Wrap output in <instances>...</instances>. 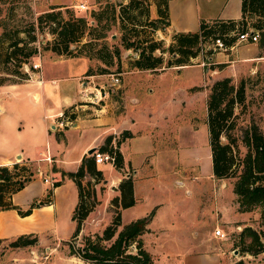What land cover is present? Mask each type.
Instances as JSON below:
<instances>
[{
  "label": "rangeland",
  "instance_id": "rangeland-1",
  "mask_svg": "<svg viewBox=\"0 0 264 264\" xmlns=\"http://www.w3.org/2000/svg\"><path fill=\"white\" fill-rule=\"evenodd\" d=\"M128 1L81 0L85 5L84 10L76 7H70L68 10L72 11L74 15L85 17L87 22L91 24L93 18L90 15L91 12L101 10L106 3L113 4L117 11L119 7L116 4L125 5ZM141 1L140 8L125 14L124 23L127 28L135 25L139 31L138 39L143 40L141 47H147L149 39L159 42L161 48L157 49L154 55H161L164 63H166L174 56L168 50L172 34L167 32V27L152 30L147 23V21L158 19L156 3L160 0H146V2L145 0H138L139 3ZM145 7L148 9L147 15L144 11ZM38 10L35 0H0V79L3 80V84H10L12 81H18V83L27 81L31 75L30 70H34L32 64L34 58L38 56L37 52L39 54L45 53L47 50L45 47L52 40V35L47 32L46 26L42 29L36 28L35 20L39 14ZM60 11L66 17V13L63 12L64 8ZM129 18L133 24L130 23ZM256 19L257 17L254 15L248 18L247 29L255 30L252 24ZM31 24L34 27L33 31L30 29ZM157 25L162 26V23L158 22ZM126 30V32L122 31L119 28V21L116 20L103 39L91 40L90 46L82 48V54L91 55L88 60L93 72L96 73L98 67H103L106 71L96 75L113 73L119 74L121 78L123 71L133 68L131 61L137 58L138 51L134 48L125 49L123 47V34H126L127 38L130 37L131 41L135 39L133 31ZM32 35H34V40L28 41L29 36ZM90 37L91 35H87L85 30L79 42L72 43L70 48L75 45H82ZM18 39L27 41V49L19 51L10 46L12 42ZM42 40L44 41L42 42ZM113 47L120 49L119 65H116V60L112 57L113 64L105 66L103 59L96 57L102 56L108 60ZM231 47L233 48L230 49ZM231 47L226 50L216 49L208 39L202 44L199 56L191 59L190 64L181 66L183 68L179 72L158 70L159 75L144 72L125 77L128 91L135 90L140 98H145L155 107V125L158 127V132L155 135L159 137L156 143V151H158L157 159H160L161 166L157 180L161 184L150 189L146 186L143 187L141 202L134 208L135 210L123 213L122 225L134 217L144 216L155 205L162 204L161 218H166L168 224L171 223L170 220L172 219V228L182 230L186 236L195 237L193 231H199L202 234L209 228V225H212L209 209L213 205L216 206L219 202L228 205L232 202L234 197L232 191L233 178L217 179L212 174L205 100L209 87L218 79L230 77L235 86L243 85V100L234 104L233 114L225 130V133L232 138L235 162H239L247 152V147L244 144L245 132L249 131L252 125H255L264 133V44L260 43L259 32L257 42H235ZM209 49H212L211 54H207ZM29 50H32L33 53L25 59L23 53ZM18 60L21 61L20 66L16 67ZM218 61H224L219 63L225 64L222 67L212 68L211 64ZM26 66L30 69L29 71H26ZM15 71L27 73L28 79L19 81ZM103 79L105 78H96L95 82H103ZM193 87H199V89L191 90ZM117 96H120V90L110 92L101 104L110 100L112 103L116 101L115 107L119 108L121 100ZM190 117L192 118V129L191 126L189 127ZM225 133L221 136L223 143L228 141ZM148 145L149 143L144 142L141 147L147 150ZM173 150L176 151L177 156ZM180 152L183 154L180 155ZM36 165L30 163L31 170ZM107 165L108 163L102 164L104 168ZM96 167L99 169L100 166L97 165ZM39 168L44 169V166L40 164ZM102 177L103 181L94 185V189L98 193H96V204L81 222L77 235L69 236L65 240H57L48 236L44 237L41 243L18 248L8 245L11 239L1 241L0 264H93L80 259L78 249L82 245L84 236L101 234L113 216V208L109 205L110 197L105 199L106 195L111 193L106 181L108 175H102ZM174 181L186 183L175 185ZM186 186L190 189L189 194L185 192ZM201 205L202 207H200ZM179 206L193 212L201 208V211H208L206 213L210 218L202 219L199 222L200 225L198 224L199 228L195 227L191 222L196 219V214L184 212L177 214L174 207L178 208ZM215 206L212 212L220 217L219 210ZM253 215L255 216H250L248 220L231 223L227 227L219 226L226 235L222 249L226 250L227 258L233 260L239 258L247 264H264V251L255 256L242 251L246 246L240 242L242 229L247 225L256 230L261 229L258 225V214ZM64 224H67V221ZM122 225L116 228V232L121 230ZM190 226L195 230L191 231ZM245 241L247 243L249 238H246ZM151 256L153 258L152 254ZM153 263L155 264L154 258Z\"/></svg>",
  "mask_w": 264,
  "mask_h": 264
},
{
  "label": "crops",
  "instance_id": "crops-1",
  "mask_svg": "<svg viewBox=\"0 0 264 264\" xmlns=\"http://www.w3.org/2000/svg\"><path fill=\"white\" fill-rule=\"evenodd\" d=\"M35 2L39 13L49 10L51 6L61 10L65 7H76L79 3L83 4L81 0H35ZM168 14L169 26L166 30L170 35L175 32H195L201 20L239 19L241 0H169ZM45 51L34 58L33 63L39 64V68L30 70L31 75L27 81L0 85V165L9 166L13 162L37 164L32 170L30 180L22 189L11 195L13 205L25 210L34 201L44 198L49 189L50 202L45 205H34L25 216L18 215L14 209L0 210L2 241L21 234L35 235L37 244L48 236L57 240H65L71 236L74 222L70 217L77 202V192L74 183L64 176L61 177L58 171H75L81 157L87 155L86 151L102 145L108 136L111 137L112 144L121 132L126 130L131 133V136L119 145L124 162L123 168L116 171L111 164L105 168L102 164L99 165L102 175H108L106 181L111 193L106 195V200L108 197L111 199L119 196L117 185L123 178H132L135 203L121 209V218L123 213L135 210L134 208L141 202L144 186L150 189L161 184L157 180L161 166L156 151L159 137L155 135L158 132L154 117L155 107L145 98H140L135 90L129 92L125 82L127 75L159 73L134 68L123 71L121 83L113 86L114 91L120 90V96H117L121 100L119 108L115 107L116 101L112 103L111 100L102 103L100 109L96 111H93L91 106L78 108L70 125L59 126L55 120L56 113L81 102V90L89 83L87 77L93 76L95 80L105 77L96 74L84 75L90 66V61L84 56L62 57L50 50ZM219 62L224 61L213 64H225ZM182 68L168 67L161 71L179 72ZM103 82L106 83L108 80L105 78ZM111 97L114 98L113 95ZM190 126L192 129L191 117ZM144 142L149 143L147 150L141 147ZM182 154L180 152V155ZM46 158H49V161ZM40 164L44 169L39 168ZM52 165L58 171L53 172ZM37 168L46 175L49 174L53 182L59 181L60 184L53 187L44 183L35 172ZM173 183L184 185L186 182ZM189 190L186 186V194L190 193ZM233 196L232 202L228 205L224 202L213 205L209 209L211 218L206 213L208 211H201V208L193 212L183 206L174 207L177 214L179 212L196 214V219L191 223L198 228L202 219L210 218L212 225H209L202 234L193 231L195 237L186 236L182 230L172 228V219L168 224L166 218H161L160 211L163 205H155L152 208L154 215L147 225L148 231L142 236L144 247L153 255L155 264H234L239 260L227 258L226 250L222 249L224 239L214 235V230L219 226L227 227L228 224L255 216L253 213L238 211L234 193ZM214 206L219 210L220 217L212 212ZM137 218L140 217H134L128 222ZM66 221L67 224H64ZM189 229L195 230L192 226Z\"/></svg>",
  "mask_w": 264,
  "mask_h": 264
},
{
  "label": "trees",
  "instance_id": "trees-1",
  "mask_svg": "<svg viewBox=\"0 0 264 264\" xmlns=\"http://www.w3.org/2000/svg\"><path fill=\"white\" fill-rule=\"evenodd\" d=\"M168 1H157L158 19L147 21L152 30L162 29L169 26ZM146 2V0H145ZM142 1L129 0L127 4L106 3L103 8L96 12H91L93 16L92 23L89 24L85 17L74 15L68 7L64 8L66 17L56 6L49 7V10L38 14L35 20L36 28L47 27V32L52 35L51 42L45 49L52 51L57 55L65 57L84 56L91 58L88 53H81L82 48L90 46L91 40L103 39L106 32L116 20L119 21V28L126 32V29L132 30L134 40L127 38L123 34V47L125 49L134 48L138 51L137 58L131 61V67L136 70L158 71L168 67H181L190 64V60L197 58L202 49V44L208 39L213 42L220 38L226 47H231L237 40L240 33L250 31L246 24L248 18L256 16V21L252 24L255 30L260 32V43L264 44V0H241V17L239 19H214L210 21L201 20L199 28L195 32H175L171 35V43L168 50L174 56L164 63L161 55H154L157 49L161 48L159 42L149 39L147 47H141L143 40L138 39L139 31L132 25L130 28L124 23L125 14L131 10L140 8ZM145 14L148 9L145 7ZM131 18V17H130ZM129 18V19H130ZM135 18V16H134ZM162 23L158 26L157 23ZM130 23L133 24L130 19ZM30 29L34 27L31 24ZM86 30L87 35L91 37L82 45H75L70 48L72 43H77ZM34 35L29 36L28 41H33ZM26 40L18 39L10 44L15 50L22 51L27 49ZM20 44V45H19ZM112 54L107 59L102 56L96 58L103 59L105 66L112 65V57L119 65L120 49L113 47ZM33 53L32 50L23 53L24 58H28ZM212 49L207 51L211 54ZM21 61H17L16 67H19ZM224 64H211L212 68L222 67ZM93 72L89 66L84 75L105 73L102 67ZM18 74V80L28 79L29 75L24 72L15 71ZM11 83H18L12 81ZM3 80L0 79V85ZM199 87H193L191 90H197ZM243 85L235 86L230 77L218 79L209 87L206 98L209 148L212 162V174L217 179L233 178L232 191L236 196L238 211L244 213L258 214L260 230L250 226H245L240 232V242L246 245L242 251L250 255H257L264 251V133L255 125L245 132L244 144L247 152L235 162L232 138L225 133L226 127L233 114L234 104L243 100ZM232 126V125H230ZM225 133L228 141L223 143L221 136ZM129 131L121 132L115 139L114 147L111 144V137L108 136L103 144L96 148L100 152H109L114 154L113 168L121 170L123 168V157L119 151L120 143L130 137ZM53 172L58 171L54 165L51 166ZM62 176L70 179L76 188L77 202L72 210L70 219L74 222V230L71 236L77 235L81 222L85 219L88 212L96 204V191L94 185L103 181L102 172L96 167L92 155H83L77 169L73 172L58 171ZM30 166L24 163L13 162L9 166L0 165V210L14 209L18 215L25 216L30 213L34 205H45L50 202L51 189L47 190L44 198L34 201L25 210L11 203V195L20 189L32 177ZM59 181L53 182V187L58 186ZM119 196L110 199L109 205L113 208V216L108 225L104 227L101 234L87 235L83 237L82 245L78 249L80 259L93 264H154L151 254L145 249L142 241V235L147 232V225L154 215L152 209L147 215L121 224V209L132 206L135 203L133 196V182L131 177H125L117 185ZM122 225L120 231L116 228ZM246 238L249 241L245 243ZM2 240L0 239V242ZM37 243V238L33 234H21L8 242L10 247H25ZM234 264H247L243 260H238Z\"/></svg>",
  "mask_w": 264,
  "mask_h": 264
},
{
  "label": "built area",
  "instance_id": "built-area-1",
  "mask_svg": "<svg viewBox=\"0 0 264 264\" xmlns=\"http://www.w3.org/2000/svg\"><path fill=\"white\" fill-rule=\"evenodd\" d=\"M76 7L78 9H84L85 6L81 3L77 4ZM259 39V32L255 30H250L248 32L240 33L237 37L236 42H257ZM43 42V40H42ZM212 44L216 49L220 50H226L228 47H226L222 40L220 38H216L213 40ZM37 55H39V52H37ZM26 71H29L30 69L26 66ZM39 64L33 63L32 69H38ZM102 77H105L108 82H95V79H93V76H88L87 79L89 81L88 85L85 86L81 90L80 98L81 102L75 106L67 107L66 109L59 111L55 115L56 124L61 125H70L72 122V118L76 110L78 108H83L86 106L93 107V111L99 110L101 107V102L108 96L110 92L114 91L113 86H117L120 84V77L119 74H103ZM112 147H114V143H112ZM92 159L94 161V164L101 165L103 163L113 164L114 161V154L109 152H100L95 150L92 154ZM47 161H49V158H46ZM22 163V162H18ZM26 166H30V163H25ZM36 174L39 175V177L42 178V181L44 183H47L48 185L52 186L53 181L51 180L49 174L46 175L45 172L41 171L40 169L35 170ZM214 235L218 237L219 239H225L226 235L225 232L221 229L217 228L214 230Z\"/></svg>",
  "mask_w": 264,
  "mask_h": 264
},
{
  "label": "water",
  "instance_id": "water-1",
  "mask_svg": "<svg viewBox=\"0 0 264 264\" xmlns=\"http://www.w3.org/2000/svg\"><path fill=\"white\" fill-rule=\"evenodd\" d=\"M96 150L95 147H91L86 151L87 155H91L94 151ZM20 157L17 155V159H19Z\"/></svg>",
  "mask_w": 264,
  "mask_h": 264
}]
</instances>
